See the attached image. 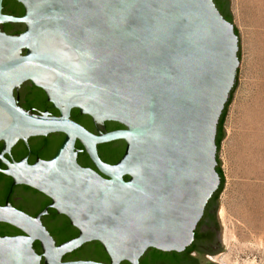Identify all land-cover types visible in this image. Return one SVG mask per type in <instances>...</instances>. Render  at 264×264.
Listing matches in <instances>:
<instances>
[{
	"label": "water",
	"instance_id": "obj_1",
	"mask_svg": "<svg viewBox=\"0 0 264 264\" xmlns=\"http://www.w3.org/2000/svg\"><path fill=\"white\" fill-rule=\"evenodd\" d=\"M14 1L23 16L3 14L0 0V173L48 197L79 236L56 246L41 223L47 209L32 218L7 201L0 223L24 235L0 237V264H101L63 261L94 241L109 264H140L149 249L184 252L220 186L217 129L240 64L234 23L213 0ZM4 25L25 31L8 35ZM26 82L59 116L19 106L14 92ZM72 110L125 130L93 135ZM52 134L65 139L51 160L6 158L19 141ZM114 141L126 151L108 165L98 146ZM77 142L96 171L78 164Z\"/></svg>",
	"mask_w": 264,
	"mask_h": 264
},
{
	"label": "rangeland",
	"instance_id": "obj_2",
	"mask_svg": "<svg viewBox=\"0 0 264 264\" xmlns=\"http://www.w3.org/2000/svg\"><path fill=\"white\" fill-rule=\"evenodd\" d=\"M230 9L240 64L219 151L225 176L216 210L222 250L213 259L264 264V0H230Z\"/></svg>",
	"mask_w": 264,
	"mask_h": 264
},
{
	"label": "flooded vegetation",
	"instance_id": "obj_3",
	"mask_svg": "<svg viewBox=\"0 0 264 264\" xmlns=\"http://www.w3.org/2000/svg\"><path fill=\"white\" fill-rule=\"evenodd\" d=\"M5 3L10 9H23L24 11L22 5L19 6L12 0H5ZM2 29L8 35H18L25 31V27L22 25H4ZM41 94L46 97L45 93L31 82L24 83L18 91L14 92V96L18 97V104L22 109L32 111L35 114L48 112L51 116H59V112L48 102L47 97L43 100L40 96ZM74 110H72L71 116ZM74 122L96 136L100 133L106 134L125 130L123 125L113 121L105 122L103 128L96 126L91 117L82 115L80 112ZM64 139L65 136L62 134H52L47 137H32L28 140V145L19 141L12 148L11 155L6 156V158L8 160L12 158L16 162L27 159L30 165H33L38 159L49 161L56 155ZM2 147L3 143L0 142V152ZM75 150L78 152V164L83 168L96 171L92 161L79 142L76 143ZM125 151L126 143L124 141H114L98 146L100 159L108 165H116L124 156ZM0 169L5 170V166L2 164ZM0 175L4 176V179L0 181V206H4L8 201L12 207L32 218H36L47 209V214L41 217V223L54 240L56 246H60L79 236V231L71 226L66 216L60 215L54 209L49 208L51 200L48 197L26 186H13L10 178L1 173ZM10 183L12 186L7 194V188ZM23 235L21 231L14 227L0 223V237H18ZM219 240V223L216 208L208 202L204 216L195 230L194 241L190 247L182 253L149 249L141 258L140 264H218L213 258L220 252V248H218ZM98 246L103 249L99 242L87 243L72 254L66 255L67 259L64 257L63 261H92L109 264L110 261L105 251L103 255H99L103 258L102 261L96 260L95 248ZM33 248L38 255H42L41 245L38 241L33 243ZM85 248H90V250H84ZM41 264H44L43 260Z\"/></svg>",
	"mask_w": 264,
	"mask_h": 264
},
{
	"label": "trees",
	"instance_id": "obj_4",
	"mask_svg": "<svg viewBox=\"0 0 264 264\" xmlns=\"http://www.w3.org/2000/svg\"><path fill=\"white\" fill-rule=\"evenodd\" d=\"M5 1V0H4ZM15 4L19 5V3H17L16 1L12 0ZM215 5H216V8L218 9V11L220 12V14L224 17V19L226 21H228L229 23L233 24V20H232V16L229 12V1L226 0V2L224 3V0H213ZM4 4V2H3ZM3 13L4 14H8L10 16H15V17H20V16H23L24 15V11L23 9L22 10H17V9H10V7H7L6 3L3 5ZM235 34L238 36L239 38V33H238V30L235 28ZM238 57H239V60H240V55L238 54ZM236 85H237V79H236V83L234 85V88L230 94V97H229V100L225 106V109L222 113V116L219 120V124H218V129H217V137H216V146H217V154L219 153V150L221 148V142L224 138V124H225V119H226V116H227V111H228V108H229V105L231 104V101L233 99V94H234V91H235V88H236ZM76 117L77 115H74L72 114L71 116V119L76 121ZM217 163H218V166L216 168V171L220 177V186H219V189L217 190V192L213 195V197L211 198V200L209 201L210 204H212L215 208H217L218 206V201H219V197H220V194L222 193L223 191V188H224V185H225V176L223 174V171L221 170V167H220V163H219V160H218V157H217ZM0 168H2V164L0 163ZM4 179V176L0 175V181ZM125 181H128L129 178L128 177H125L124 178ZM11 183L8 185V188H7V194L11 188ZM67 259V256H65ZM96 260H99V261H102V257L99 256V255H96L95 256ZM123 264H126V263H123Z\"/></svg>",
	"mask_w": 264,
	"mask_h": 264
},
{
	"label": "bare ground",
	"instance_id": "obj_5",
	"mask_svg": "<svg viewBox=\"0 0 264 264\" xmlns=\"http://www.w3.org/2000/svg\"><path fill=\"white\" fill-rule=\"evenodd\" d=\"M215 261H217L219 264H230L229 263V261L227 260V259H225V258H223V257H217L216 259H215Z\"/></svg>",
	"mask_w": 264,
	"mask_h": 264
}]
</instances>
